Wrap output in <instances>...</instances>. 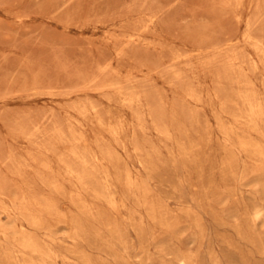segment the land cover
Returning <instances> with one entry per match:
<instances>
[{
    "label": "rangeland",
    "instance_id": "1",
    "mask_svg": "<svg viewBox=\"0 0 264 264\" xmlns=\"http://www.w3.org/2000/svg\"><path fill=\"white\" fill-rule=\"evenodd\" d=\"M247 1L240 10L234 0H0V264H183L182 256L188 264H264V110L251 122L239 93L252 80L264 107V45L259 53L244 38L251 21L264 44V0ZM130 34L136 41L128 43ZM205 47L210 57L196 54ZM115 87L140 91L141 115L111 106ZM92 105L125 114L122 137L93 120ZM80 133L99 152L91 177L67 147L71 137L70 148L84 152L73 139ZM70 167L86 184L66 175ZM96 186L126 208L93 197ZM24 235L52 257L22 247Z\"/></svg>",
    "mask_w": 264,
    "mask_h": 264
},
{
    "label": "bare ground",
    "instance_id": "2",
    "mask_svg": "<svg viewBox=\"0 0 264 264\" xmlns=\"http://www.w3.org/2000/svg\"><path fill=\"white\" fill-rule=\"evenodd\" d=\"M175 1V0H174ZM182 1V0H181ZM246 2V0H234V2L232 3V6L233 7H238V8H240V10H243L244 9V7H245V4H247V3H245ZM248 2V6L247 7H249V8H252V6L254 5V0H249V1H247ZM179 3V2H178ZM171 4V3H170ZM177 4V3H176ZM225 5V4H224ZM175 7V6H174ZM222 7V6H221ZM235 11V10H234ZM236 12V11H235ZM236 15H237V17H239V18H241V14L240 13H236ZM148 21H153V19L152 18H150ZM141 22V21H140ZM136 25V24H135ZM134 25V26H135ZM146 26H147V24H146ZM246 26H247V29H246V32H245V36H244V38H245V40L246 41H248V43L255 49V51L257 50L258 52L259 51H261V52H263L262 51V45H264L263 44V42H262V36H261V34H256V33H254L253 32V25H252V22L250 21V22H248V23H246ZM136 27V26H135ZM143 27V26H142ZM259 28V27H258ZM133 29V28H132ZM257 29V28H256ZM137 31V30H136ZM146 31V30H145ZM149 31V30H148ZM258 31V30H257ZM140 32V31H139ZM131 38H132V41H128V43H132V42H134V41H136V39H135V34H130L129 35ZM138 36V35H137ZM139 38V37H138ZM217 43V42H216ZM225 43V42H224ZM154 44V43H153ZM200 44V43H199ZM144 45V44H143ZM193 45V44H192ZM214 44H212L211 46L212 47H215V46H213ZM217 45V44H216ZM220 45V44H219ZM225 44H222L221 43V45H220V47L217 45V47H218V49H219V54L218 55H220L221 54V56H223V54H224V52H225V48H226V46H224ZM203 47V46H202ZM230 47H232V46H230ZM207 47H205L204 48V50L202 49V50H198V51H196L197 53L196 54H198L199 56L201 55H203L204 54V52H205V49H206ZM210 48V47H209ZM208 48V49H209ZM181 49V48H180ZM215 49V48H214ZM242 49V48H241ZM264 49V48H263ZM129 50V49H128ZM136 50V49H135ZM207 50V49H206ZM210 50V49H209ZM217 50V49H216ZM138 51V50H137ZM186 50H183V54H184V52H185ZM195 51V50H194ZM237 51V50H236ZM127 51L125 50V49H121L120 51H119V53L118 54H120V55H125V53H126ZM142 52V51H141ZM187 52V51H186ZM207 52V51H206ZM205 52V53H206ZM210 52V51H209ZM209 52L208 53H206V55H208L209 54ZM258 52H256L257 53V56H258V54L260 53H258ZM128 53V52H127ZM176 53V52H175ZM192 53V52H191ZM178 54V53H177ZM182 54V53H181ZM181 54L179 55L178 54V56H174L173 57V55L174 54H172V57L171 58H173V60H175V63L179 60V58H181L182 56L184 57L185 56V54L183 55L182 54V56H181ZM239 54H241V53H239ZM263 54H264V52H263ZM127 55V54H126ZM214 55V54H213ZM213 55L211 56V57H213ZM261 55H262V53H261ZM129 56H131V55H129ZM149 56V55H148ZM193 56V55H192ZM186 57V56H185ZM204 57H210L209 55L208 56H204ZM121 58V57H120ZM146 58V57H145ZM149 58V57H148ZM197 58V57H196ZM200 58H203V57H200ZM261 58V57H260ZM166 59V58H165ZM208 59V58H207ZM149 60V59H148ZM172 60V59H171ZM181 60V59H180ZM212 60V59H211ZM210 60V61H211ZM240 60V59H239ZM118 61V60H117ZM188 61V60H187ZM186 61V62H187ZM208 61V60H207ZM214 60H212V62H213ZM261 61H263V60H261ZM188 62H190V61H188ZM187 62V63H188ZM192 62V61H191ZM241 62H243L242 60H241ZM252 62H254V70L255 71H257V69L259 68L258 67V63L256 64V62H255V60H253ZM135 63V62H134ZM174 63V62H173ZM206 63V60H205V62L203 63V64H205ZM105 64V63H104ZM121 64V63H120ZM144 64V63H143ZM208 64H211V62L210 63H208ZM207 64V65H208ZM253 64V63H252ZM140 65V64H139ZM164 65V64H163ZM209 66V65H208ZM143 67V66H142ZM111 69V68H110ZM179 70V69H178ZM177 70V74H179L180 72L179 71H182L181 69L178 71ZM190 70V69H189ZM194 70V69H193ZM254 71V72H255ZM110 72V71H109ZM111 72H113V71H111ZM131 72V71H130ZM195 72V71H194ZM244 72V71H243ZM185 73H186V71H185ZM90 74V73H89ZM176 74V75H177ZM183 74V73H182ZM243 74V73H242ZM112 75V74H111ZM175 75V76H176ZM180 75H181V73H180ZM219 75V74H218ZM239 75V74H238ZM127 77H128V75H126ZM199 76V75H198ZM235 76V75H234ZM244 76V75H243ZM162 77H164V76H162ZM178 77H179V75H178ZM182 77H184L183 75H181V79H182ZM190 77V76H189ZM188 77V78H189ZM228 77V76H227ZM245 77V76H244ZM250 77V76H249ZM131 78H133V76L131 77ZM171 78V77H170ZM187 78V77H186ZM221 78H223V76H221ZM225 78V77H224ZM179 79H180V77H179ZM244 79H246L247 80V78L245 77ZM130 80V79H129ZM183 80V79H182ZM185 80V79H184ZM193 80V79H192ZM246 80H244L245 82H246ZM199 81V80H198ZM239 81V80H238ZM250 81H252V80H250ZM248 82V84H247V86H246V88H243V89H240L239 87V89H240V91H239V93H240V97H244V98H246L247 99V102H248V105H249V109L247 110V108H245L246 110V112H248V113H246V112H244V113H246L245 115H246V117L247 116H250L249 118L251 119V122H254V121H256L255 120V118H258V116H260V115H262L263 114V110H264V107H263V105H262V103L254 96V92H252V88H253V86L255 85H253L251 82ZM182 82V81H181ZM186 82V81H185ZM194 82V81H193ZM222 82V81H221ZM187 83V82H186ZM247 83V82H246ZM188 84H190L189 82H188ZM179 85V84H178ZM187 85V84H186ZM185 85V86H186ZM253 85V86H252ZM188 86V85H187ZM188 88H190V85H189V87ZM192 88V87H191ZM233 88V87H232ZM238 88H237V94H238ZM185 89H187V88H185ZM107 90V89H106ZM133 90V92H129V91H127V90H125L124 89V87L123 88H121V87H118V88H116L115 87V89H114V93L112 94V95H108V96H106L107 97V99L109 100V102L111 103V106L114 104H116V105H120V106H125V107H127V108H129V109H131L132 111H133V109H134V111L133 112H135V114H137L136 113V111H135V108L136 107H138V105L141 103V94H139V92H138V90L137 89H135L136 91H134V89H132ZM131 90V91H132ZM187 91H191V90H187ZM235 91V90H234ZM51 92V91H50ZM166 93V92H165ZM190 93L191 92H189V95H190ZM193 93H195L194 91H193ZM253 93V94H252ZM160 94H162V93H160ZM256 94V93H255ZM191 95H192V93H191ZM191 95H190V97H191ZM195 95V94H194ZM197 95V94H196ZM200 95H202V94H200ZM156 96V95H155ZM162 96V95H161ZM173 96V95H172ZM149 97V96H148ZM192 97H193V95H192ZM195 97V96H194ZM90 98V97H89ZM198 97H196L195 99H197ZM153 99V98H152ZM168 99V98H167ZM242 99V98H241ZM148 100V99H147ZM173 100V99H172ZM243 100V99H242ZM84 101H87V100H84ZM152 101V100H151ZM174 101H177V100H174ZM152 102H155V100L154 101H152ZM160 102H161V100H160ZM198 102V101H197ZM87 103V102H86ZM164 103V102H163ZM176 103V102H175ZM182 103V102H181ZM245 103V102H244ZM165 105H166V103H164ZM162 105V104H161ZM172 105V104H171ZM74 106V105H73ZM157 106V105H156ZM176 106H177V103H176ZM185 106V105H184ZM246 106V105H245ZM92 107V109L94 110V116L92 115V113H91V115H92V118H93V120H95L96 122H97V124L98 125H100L102 128H103V130H105V131H107L110 135H112L111 137H116L117 139L118 138H120V137H122L123 136V134L125 133L124 131H125V129H124V121H125V119H124V113H122V114H120V113H118L119 111H117V112H114V111H109V114H108V116L107 115H103L102 113H101V111L96 107V106H94V105H92L91 106ZM117 107V106H116ZM159 107V106H158ZM113 108V107H112ZM111 108V109H112ZM175 108V107H174ZM86 109H87V111H88V108H86V107H83L82 108V113H84V115H86ZM120 109V108H119ZM159 109V108H158ZM162 109V108H161ZM161 109H159L160 111H162ZM176 109V108H175ZM177 109H178V107H177ZM194 109V108H193ZM217 109V108H216ZM114 110V109H113ZM136 110H138V108H136ZM155 110V118L157 117V115H156V111H157V109H154ZM187 110V109H186ZM197 110V109H196ZM92 111V110H91ZM122 111H125L124 109H122L120 112H122ZM165 111V110H164ZM183 111V110H182ZM126 112V111H125ZM139 110H138V114H139ZM159 112V111H158ZM178 112V111H177ZM89 113V114H90ZM142 113V112H141ZM153 113V112H152ZM161 113V115H163L164 113L163 112H159L158 114H160ZM175 113V112H174ZM185 113V112H184ZM188 113V112H187ZM78 114V113H77ZM88 114V113H87ZM180 114V113H179ZM189 114H190V112H189ZM139 115H141V114H139ZM139 115H137V117L139 116ZM143 115H145V114H143ZM154 115V114H153ZM241 114L239 115V119H241ZM244 116V115H243ZM264 116V115H263ZM143 117V116H142ZM142 117H139L138 119H139V121H141V118ZM235 117H237L236 115H235ZM127 118V117H126ZM135 118V117H134ZM144 118V117H143ZM157 118H159V117H157ZM195 118H196V115H195ZM184 119H185V116H184ZM193 119V118H192ZM143 120V119H142ZM160 120V119H159ZM197 120V119H196ZM195 120V121H196ZM201 120V119H200ZM249 120V119H248ZM144 121V120H143ZM156 121V120H155ZM161 121V120H160ZM33 122V121H32ZM179 122V121H178ZM158 123V122H157ZM168 123V122H167ZM250 122H248V124H249ZM80 124V123H79ZM196 124V123H195ZM250 124H252V123H250ZM249 124V125H250ZM261 124V123H260ZM126 125V124H125ZM165 125V124H164ZM222 125V124H221ZM135 126H136V124H135ZM178 126H180V125H178ZM253 126H254V128H256L257 127V124L255 123V124H253ZM24 127V126H23ZM165 127V126H164ZM164 127H163V129H164ZM252 127V126H251ZM25 128V127H24ZM32 128V127H31ZM157 129H159L158 127H156ZM166 128V127H165ZM163 129H161V130H163ZM169 129V128H168ZM181 129V128H180ZM23 130V129H22ZM40 130V129H39ZM135 130V129H134ZM170 130V129H169ZM97 131H99V130H97ZM140 131V130H139ZM161 132V131H160ZM17 133H18V130H17ZM59 133H60V136L61 137H63V135H62V133L59 131ZM95 133V132H94ZM163 133H165L164 132V130H163ZM171 133V132H170ZM251 133V132H250ZM74 134V133H73ZM104 134V133H103ZM141 133H139V135H140ZM162 134V133H161ZM166 134V133H165ZM258 134V133H257ZM16 135V134H15ZM19 135H21V134H19ZM57 135H58V133H57ZM57 135H55V136H57ZM97 135V134H96ZM122 135V136H121ZM169 134H166V136H168ZM29 136V135H28ZM59 136V137H60ZM65 136V135H64ZM67 136V135H66ZM65 136V137H66ZM16 137H18V136H16ZM33 137V136H32ZM31 137V135H30V138H32ZM58 137V136H57ZM57 137H55V138H57ZM58 137V138H59ZM64 137V138H65ZM168 137H171V135H169ZM29 138V139H30ZM64 138H62V140H64ZM68 138V136L65 138V140ZM71 138V137H70ZM70 138H68L67 140H68V142H69V144H70V141H71V143H72V139H70ZM135 138V137H134ZM59 139H61V138H59ZM74 139V141L75 140H77V141H75V142H78L83 148H84V150L83 149H81L82 151H84L83 153H80V151H78L79 149H77V151L79 152H77L76 151V149H74V147L72 148V144H71V148H70V146H69V144L65 141V143H67L68 144V149H70L71 150V152H73L75 155H76V157H78L80 160V165H84V166H86V168L85 167H83V169H81V170H84V172H86V171H88V169H87V166H88V164H90L91 162H97V161H99L100 160V156H99V152L97 151V150H95V149H93V147L90 145V143H89V140H88V137L84 134V133H80V135H77V137H75V138H73ZM115 139V138H114ZM57 140V139H56ZM60 141V140H59ZM124 141V140H123ZM243 141V140H242ZM61 142V141H60ZM62 142H64V141H62ZM59 143V142H58ZM63 144V143H60V144H63L62 145V147L64 146V145H67V144ZM74 143V142H73ZM251 144V143H250ZM77 145V144H76ZM242 145H243V147H245V146H249V144L248 143H246V142H244L243 141V143H242ZM47 146V145H46ZM81 146H79V147H81ZM98 146H100L101 147V149H102V146L100 145V144H98ZM256 146V151L257 152H259L260 154H263V150H262V148L259 146H257V145H255ZM37 147V146H36ZM39 147V146H38ZM66 147V146H65ZM66 147V148H67ZM78 147V146H77ZM64 148V147H63ZM99 148V147H98ZM97 148V149H98ZM255 148V147H254ZM49 149V148H48ZM65 149V148H64ZM68 149H67V151H68ZM100 148H99V150H101ZM44 150V149H43ZM46 150V149H45ZM49 150H51V149H49ZM69 150V151H70ZM103 150V149H102ZM110 151V150H109ZM106 153V151L105 150H103V153ZM255 152V151H254ZM70 153V152H69ZM72 153V154H73ZM256 153V152H255ZM107 154V153H106ZM101 156H102V154H100ZM59 156V155H58ZM71 156V155H70ZM110 156V155H109ZM49 157V156H48ZM75 157V156H74ZM103 157H104V155H103ZM35 158V157H34ZM37 158V157H36ZM109 158H111L112 159V156L111 157H109ZM38 159V158H37ZM40 159V158H39ZM104 159V158H103ZM114 159V158H113ZM61 160H63L62 158H61ZM65 160V159H64ZM63 160V161H64ZM42 161H43V167H45L46 166V168L48 167V169H49V167L51 166L50 165V163H48V162H44V159L42 160V159H40V162L39 161H37L36 160V163L38 162V164L39 165H41L42 164ZM59 161H60V157H59ZM67 161V160H66ZM103 161H105V160H103ZM53 161H51V163H52ZM65 162V161H64ZM68 162V161H67ZM109 162H111L110 160H109ZM66 163V162H65ZM71 163V162H70ZM79 163V162H78ZM22 164H24V162L22 163ZM29 164V163H28ZM95 164V163H94ZM112 164H113V162H112ZM27 165V164H26ZM25 165V166H26ZM67 164H65V166H66ZM82 165V166H83ZM92 165V164H91ZM117 165V164H116ZM30 166V165H29ZM74 166V165H73ZM81 166V167H82ZM31 167V166H30ZM75 168H80V167H78V166H74ZM117 168V167H116ZM69 170H64V172H66V171H68V173H69V176L70 175H73V176H75V171L70 167V168H68ZM95 169V168H94ZM93 169V170H94ZM107 169V168H106ZM105 169V170H106ZM125 169V168H124ZM123 169V170H124ZM207 169V168H206ZM20 168H19V172H18V174H20ZM51 170V169H50ZM62 170V169H61ZM80 170V171H81ZM86 170V171H85ZM93 170H90V171H93ZM208 170V169H207ZM54 171V170H53ZM79 171V172H80ZM121 171V170H120ZM203 171V170H202ZM99 172V171H98ZM101 172V171H100ZM21 173H22V171H21ZM40 173V172H39ZM50 173V172H49ZM67 173V172H66ZM68 173L66 174V175H68ZM77 173H78V171H77ZM87 173H89V177H91V176H94L95 174H94V172H93V174H92V172L90 173L89 171L88 172H86V175H87ZM41 174V173H40ZM47 174V173H46ZM53 174H54V172H53ZM83 174H85V173H83ZM83 174H80V173H78V175L77 176H75L76 177V180L79 182V184H86L85 183V178H86V176L85 175H83ZM119 174H120V172H119ZM127 174V173H126ZM27 175V174H26ZM62 175V174H61ZM111 175V174H110ZM116 175V174H115ZM203 175V174H202ZM20 176H23V174L21 175L20 174ZM28 176H30L29 174H28ZM45 176V175H44ZM103 176V175H102ZM121 176H122V174H121ZM207 176V175H206ZM71 177V176H70ZM112 177V176H111ZM23 178V177H22ZM25 178V177H24ZM53 178V177H52ZM119 178V177H118ZM121 178V177H120ZM33 179V178H32ZM73 179H74V177H73ZM113 179V178H112ZM64 180V179H63ZM91 180V179H90ZM95 180V179H94ZM125 180H127V183H128V185H129V187L131 188V187H133V183H132V181H131V179L129 178V177H127ZM46 181V180H45ZM44 181V182H45ZM49 181V180H48ZM48 181H47V184H48ZM57 181H59V180H57ZM65 181V180H64ZM75 181V180H74ZM102 183L107 187V188H110L111 187V182H110V176H109V173L108 172H105L104 173V177H103V179H102ZM112 181V180H111ZM114 181V180H113ZM87 182V181H86ZM95 182V181H94ZM97 182V181H96ZM95 182V183H96ZM98 182H99V180H98ZM101 182V181H100ZM51 183V182H50ZM55 183V182H54ZM70 183V182H69ZM45 184H46V182H45ZM78 184V183H77ZM76 184V185H77ZM89 184V183H88ZM100 184V183H99ZM102 184V186H104ZM52 185V186H51ZM51 185H49L48 184V186H51V187H53V183H51ZM59 184H57L56 185V183H55V186L57 187ZM69 185V184H68ZM54 186V187H55ZM81 186V185H80ZM79 186V187H80ZM90 186V185H89ZM93 186H95V184L93 185ZM97 186H98V183H97ZM97 186L95 187V188H92V190H91V193H92V191H93V197H96V198H99V200L101 199V198H104L106 201H107V203L109 204V206L112 208V209H114L116 212H118V213H121L122 212V210L124 209V208H126V203H125V200L124 199H122V198H118L116 195H114L113 193H108V194H106V193H104V191L102 192L101 190H99L98 188H97ZM53 187V188H54ZM55 187V188H56ZM60 187H62V186H59V188L58 189H60ZM66 187V186H65ZM76 187H78V186H76ZM82 187V186H81ZM87 188V187H86ZM104 188V187H103ZM111 189V188H110ZM56 190H57V188H56ZM78 190H82V188L81 189H79L78 188ZM123 190H124V188H123ZM34 191V190H33ZM106 191V190H105ZM138 191V190H137ZM88 192V191H87ZM86 192V193H87ZM1 193V192H0ZM225 194V193H224ZM180 195H181V193H180ZM4 196H5V194H4ZM25 198V197H24ZM23 198V199H24ZM30 198V197H29ZM36 199H37V197H35ZM76 198H78V197H76ZM95 198V199H96ZM135 198V197H134ZM22 199V201H24ZM82 199V198H81ZM71 200H72V198H71ZM74 200V199H73ZM72 200V201H73ZM84 200V199H83ZM29 201V200H28ZM47 201V200H46ZM50 201V200H49ZM48 201V202H49ZM77 201V200H76ZM75 201V202H76ZM78 201H79V199H78ZM77 201V202H78ZM25 202H26V200H25ZM31 202V201H30ZM47 202V203H48ZM68 202V201H67ZM74 202V203H75ZM81 201H79V203H80ZM27 203V202H26ZM25 203V204H26ZM35 203V202H34ZM39 203V202H38ZM71 203V202H70ZM78 203V204H79ZM87 203V202H86ZM141 203V202H140ZM24 204V205H25ZM33 204V203H32ZM36 204V203H35ZM52 204H53V202H52ZM72 204H73V202H72ZM77 204V203H76ZM75 204V205H76ZM143 204V203H142ZM39 205V204H38ZM41 205H43L42 203H41ZM48 205H49V203H48ZM136 205V204H135ZM46 206V205H45ZM53 206H54V204H53ZM52 206V207H53ZM76 206H78L79 207V205H76ZM40 208H42L41 206H40ZM47 208V207H46ZM50 208V207H49ZM55 208V207H54ZM53 209V208H52ZM82 209H83V213L84 214H90V212H89V210H88V208H87V206H85V204H83L82 205ZM46 210H48L47 212H49V209H46ZM81 210V209H80ZM41 211V210H40ZM40 211H39V213H40ZM56 210H54V212H55ZM82 211V210H81ZM216 211V210H215ZM30 212L32 213V215H34L35 217H31L32 219H31V221H32V223L33 224H36V225H38V224H41L40 223V220H39V216H36L35 214L36 213H34L33 214V212L32 211H29L28 213L30 214ZM42 213V212H41ZM40 213V214H41ZM51 213V212H50ZM52 213H53V211H52ZM136 213V212H135ZM256 213V217H260V216H262L263 215V211L262 210H258L257 212H255ZM28 214V215H29ZM40 214H38V215H40ZM58 214V213H57ZM92 214V213H91ZM112 214V213H111ZM31 215V214H30ZM50 215V214H49ZM93 215V214H92ZM130 215V214H129ZM134 215V214H133ZM58 216H60V213H59V215ZM62 216V215H61ZM37 217V218H36ZM52 217V216H51ZM94 217H96L95 215H94ZM144 217V216H143ZM29 218H30V216H29ZM50 218V217H49ZM66 219H68V218H66ZM132 219V218H131ZM64 222V221H63ZM113 222H115V221H113ZM143 222V221H142ZM66 223V222H65ZM140 223V222H139ZM32 224V225H33ZM122 224V223H121ZM113 226L111 227V230L113 231V232H117L118 231V228H117V226H118V224L116 225V223H113L112 224ZM35 226V225H34ZM111 226V225H110ZM135 226V225H134ZM148 226V225H147ZM125 227V226H124ZM76 228H78V227H76ZM81 229V228H80ZM80 229L78 230V229H76L75 231H74V234H75V237H74V239L75 240H77V238H78V236H79V231H80ZM164 231V230H163ZM97 233V232H96ZM73 234V235H74ZM34 235V234H33ZM159 236V235H158ZM123 237V236H122ZM24 239L22 240V247H24V248H26V249H29L30 251H32V252H40L41 253V255L43 256V257H52V255H53V252L51 251V249H44V247L42 246V248L40 247V245L37 243V241L35 240V238L33 237H30V236H25L24 235V237H23ZM81 238V237H80ZM125 239V238H124ZM254 241V240H253ZM52 242V241H51ZM113 242V241H112ZM158 243V242H157ZM17 248V247H16ZM146 248V247H145ZM233 248V247H232ZM144 249V248H143ZM6 250V249H5ZM145 250V249H144ZM237 250V249H236ZM8 253V252H7ZM102 253V252H101ZM5 254V253H4ZM106 254V253H105ZM7 256V255H6ZM5 256V257H6ZM9 256V255H8ZM57 256H58V254H57ZM134 256V255H133ZM10 257V256H9ZM123 257V256H122ZM40 258V257H39ZM144 258V257H143ZM68 259V258H67ZM70 259V258H69ZM123 259V258H122ZM7 260V259H6ZM127 260V259H126ZM147 260V259H146ZM181 262L183 263V264H188V262H189V260H188V258L187 257H185V256H182L181 257ZM9 261H11V259L9 260ZM8 261V262H9ZM10 263V262H9ZM22 263H23V261H22ZM3 264V263H2ZM4 264H6V262L4 263ZM15 264V263H14ZM42 264V263H41Z\"/></svg>",
    "mask_w": 264,
    "mask_h": 264
}]
</instances>
